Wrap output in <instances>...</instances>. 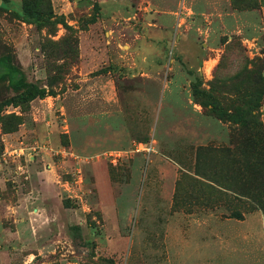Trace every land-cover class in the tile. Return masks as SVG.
Listing matches in <instances>:
<instances>
[{"label": "rangeland", "instance_id": "1", "mask_svg": "<svg viewBox=\"0 0 264 264\" xmlns=\"http://www.w3.org/2000/svg\"><path fill=\"white\" fill-rule=\"evenodd\" d=\"M38 5L0 0L47 92L0 78V264H264V0Z\"/></svg>", "mask_w": 264, "mask_h": 264}, {"label": "trees", "instance_id": "2", "mask_svg": "<svg viewBox=\"0 0 264 264\" xmlns=\"http://www.w3.org/2000/svg\"><path fill=\"white\" fill-rule=\"evenodd\" d=\"M40 1L41 0H21L22 13L20 18L23 22L34 24L37 27L53 25L56 23L62 25L65 24L63 21H57L59 19L52 13V11H49L48 6L45 10L42 8L39 9L38 4ZM0 73V78H6L8 85L12 90L21 91L19 96L22 102H28L35 98L41 99L47 95L46 90L37 89L34 84L23 81L21 72L10 64L9 58H3L0 60ZM251 140H253L254 144L260 146V150H262V153L264 154V134L259 128H257L252 134Z\"/></svg>", "mask_w": 264, "mask_h": 264}, {"label": "built area", "instance_id": "3", "mask_svg": "<svg viewBox=\"0 0 264 264\" xmlns=\"http://www.w3.org/2000/svg\"><path fill=\"white\" fill-rule=\"evenodd\" d=\"M133 150L135 153L142 154L145 156H150L155 152L154 144L152 142H138L133 145Z\"/></svg>", "mask_w": 264, "mask_h": 264}]
</instances>
